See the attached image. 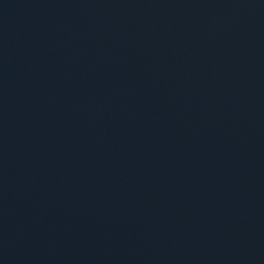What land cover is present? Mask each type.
Returning a JSON list of instances; mask_svg holds the SVG:
<instances>
[{"label":"water","instance_id":"95a60500","mask_svg":"<svg viewBox=\"0 0 264 264\" xmlns=\"http://www.w3.org/2000/svg\"><path fill=\"white\" fill-rule=\"evenodd\" d=\"M0 264H264V0H0Z\"/></svg>","mask_w":264,"mask_h":264}]
</instances>
